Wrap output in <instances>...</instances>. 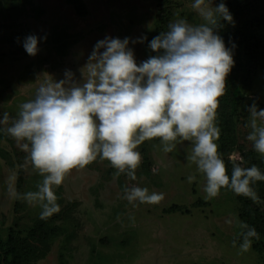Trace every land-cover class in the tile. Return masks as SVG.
Masks as SVG:
<instances>
[{
  "label": "rangeland",
  "instance_id": "rangeland-1",
  "mask_svg": "<svg viewBox=\"0 0 264 264\" xmlns=\"http://www.w3.org/2000/svg\"><path fill=\"white\" fill-rule=\"evenodd\" d=\"M83 1L86 17H79L67 0H0V116L8 112L10 118L3 127L10 126L19 105L32 99L49 76L60 80L71 70L79 79L93 46L105 36L129 37L137 63L154 54L147 45L158 27V0ZM168 1V24L179 19L201 22L192 0ZM253 5L254 16H264V0H253ZM30 34L46 36L35 56L21 43ZM142 36L143 43H131ZM243 90L235 149L221 154L216 141L227 172L234 164L250 167L245 158L249 153L264 159L246 139L247 107L255 102L264 109V66L246 80ZM220 121L217 112L218 127ZM0 135V242L26 239L45 223L55 232L49 236L50 252L36 264H264V239L251 237L249 249L240 250L243 233L252 228L240 217L244 200L264 212V197L252 189L253 200L225 187L205 199L203 174L185 159L187 142L172 153L162 151L159 139L138 145L141 162L135 180L114 175L116 169L99 156L84 169L71 170L60 186H52L59 212L40 219V202L25 194L35 193L43 177L15 139L3 131ZM189 175L196 177L192 183ZM133 186L162 192L164 199L134 207L124 198L125 187Z\"/></svg>",
  "mask_w": 264,
  "mask_h": 264
},
{
  "label": "clouds",
  "instance_id": "clouds-1",
  "mask_svg": "<svg viewBox=\"0 0 264 264\" xmlns=\"http://www.w3.org/2000/svg\"><path fill=\"white\" fill-rule=\"evenodd\" d=\"M191 8L201 22L169 23L148 42L154 54L146 60L137 63L129 37L105 36L93 46L79 79L71 70H65L60 80L49 76L32 99L19 105L10 126L3 127L9 122L8 112L0 116V131L17 141L43 177L35 193L25 194L40 202V219L59 212L52 186H60L71 170L84 169L98 156L116 169L114 175L124 173L135 180L141 162L137 146L153 139H159L164 153L187 142L190 151L185 159L203 174L205 199L215 198L225 187L257 199L250 185L264 181V173L255 165L234 164L229 175L216 143L219 97L234 65L235 47H226L219 31L223 24L234 23L233 16L223 0L215 5L214 0H192ZM45 39L30 34L22 47L35 56L38 43ZM247 112L246 139L264 158V109L253 102ZM195 179L187 177L189 183ZM124 198L134 207L157 205L164 193L133 186L125 187ZM256 235L254 228L244 232L240 250L247 251Z\"/></svg>",
  "mask_w": 264,
  "mask_h": 264
},
{
  "label": "trees",
  "instance_id": "trees-1",
  "mask_svg": "<svg viewBox=\"0 0 264 264\" xmlns=\"http://www.w3.org/2000/svg\"><path fill=\"white\" fill-rule=\"evenodd\" d=\"M79 17L88 15L83 0H67ZM160 16L155 35L166 31L172 5L168 0H158ZM233 16L234 23L223 24L219 34L223 37L226 47H235L233 51L234 65L226 77L224 94L219 97L217 112L221 117L219 150L228 155L237 145V121L241 113L245 96L244 83L257 74L264 66V16H254L253 0H223ZM1 5V4H0ZM3 135H0V139ZM246 161L255 165L264 173V159L253 153L245 156ZM229 175L231 171L227 172ZM264 197V181H255L250 185ZM256 231V237L264 239V212L244 200L243 214L240 216ZM45 223L38 225L26 239L11 237L7 242H0V264H36L44 259L51 250L49 236L55 232Z\"/></svg>",
  "mask_w": 264,
  "mask_h": 264
}]
</instances>
